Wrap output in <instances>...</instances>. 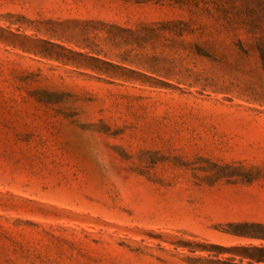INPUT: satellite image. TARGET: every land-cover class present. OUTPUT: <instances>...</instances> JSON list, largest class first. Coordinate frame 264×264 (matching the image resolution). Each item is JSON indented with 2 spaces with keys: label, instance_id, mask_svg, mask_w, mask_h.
<instances>
[{
  "label": "rangeland",
  "instance_id": "374dc122",
  "mask_svg": "<svg viewBox=\"0 0 264 264\" xmlns=\"http://www.w3.org/2000/svg\"><path fill=\"white\" fill-rule=\"evenodd\" d=\"M195 2L0 0V264L264 247L231 234L264 225V70Z\"/></svg>",
  "mask_w": 264,
  "mask_h": 264
},
{
  "label": "trees",
  "instance_id": "16d2710c",
  "mask_svg": "<svg viewBox=\"0 0 264 264\" xmlns=\"http://www.w3.org/2000/svg\"><path fill=\"white\" fill-rule=\"evenodd\" d=\"M125 3L141 5L155 1L160 3L168 1L179 5L187 4L189 0H117ZM198 7L195 0H192ZM222 14L224 18L243 27L253 40V47L257 50L262 69L264 70V0H208ZM240 46L243 45L239 42ZM235 228L238 231L231 232L232 235L257 241H264V225L242 224ZM226 253L238 252L239 264H264V247L240 246L224 249Z\"/></svg>",
  "mask_w": 264,
  "mask_h": 264
}]
</instances>
